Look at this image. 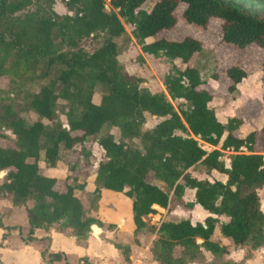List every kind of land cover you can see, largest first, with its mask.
<instances>
[{"label":"trees","instance_id":"trees-1","mask_svg":"<svg viewBox=\"0 0 264 264\" xmlns=\"http://www.w3.org/2000/svg\"><path fill=\"white\" fill-rule=\"evenodd\" d=\"M55 1L0 0V77L10 72L22 77L39 69L40 79L52 77L27 103L40 120L29 123L20 116L21 109L0 106V129L14 136L13 146L0 145V173L5 172L0 197L25 207L26 241L37 229L47 232L54 228L85 242L92 225H104L91 211L97 208L102 191L108 190L130 200L134 234L149 229L157 235L149 248L156 264L198 263L203 251L222 256L226 248L212 240L216 225L235 246L246 247L239 263L249 259L252 251L264 247V211L257 192L264 186V122L260 129L242 136L238 130L245 118L218 120L210 106L214 97L209 85L197 68L188 65L203 50L201 41L192 36L181 40L155 37L175 26V10L183 3L187 23L206 27L212 18H218L225 44L238 49L251 45L264 48V12L225 0H156L150 10L142 8L148 0H111L113 8L109 10L104 0H59L70 12L60 15L52 8ZM42 2L46 7H41ZM124 23L132 26L141 52L173 62L162 81L166 93L140 87L142 80L128 75L119 63L115 38L125 33ZM99 33L102 44L93 52L79 47L80 40ZM178 60L184 68L175 65ZM261 66L264 103V59ZM225 74L231 94L248 72L235 65ZM211 78L217 79L216 73ZM97 85L103 94L99 103H94ZM59 99L68 105L64 113L67 126L58 118ZM146 114L161 120L143 129ZM104 127L118 128L122 140L117 142L109 131L100 135ZM90 138L103 149L104 158L97 164L93 198L85 208L76 195L85 183L74 178L60 191L56 189L58 178L43 174L38 161L43 154L46 165L55 167L61 147L72 149ZM198 141L215 148L207 151ZM226 151L231 153L229 166L221 159ZM197 164L224 174L226 181L193 177L188 170ZM150 176L163 186L150 181ZM186 188L194 190V201L185 203L186 208L197 204L228 220L207 216L202 223L179 219L148 226L144 217L156 213L153 206L167 209L173 198H182ZM29 201L32 204L27 206ZM0 228L5 238L9 230L18 227L0 221ZM113 245L128 261L129 247ZM176 247L181 248L179 256L173 254ZM41 254L48 263L61 259L57 253Z\"/></svg>","mask_w":264,"mask_h":264},{"label":"rangeland","instance_id":"rangeland-1","mask_svg":"<svg viewBox=\"0 0 264 264\" xmlns=\"http://www.w3.org/2000/svg\"><path fill=\"white\" fill-rule=\"evenodd\" d=\"M156 0H148L143 5V9L150 10L151 6ZM234 4H238L244 8H248L260 13L264 12V0H225ZM106 9L109 10L112 7L111 0H104ZM41 7H46V4L42 2ZM186 5L180 3L176 10L175 16L177 22L174 27L161 31L155 39L166 38L168 40H181L186 36H192L203 45V50L192 57L188 62L189 66L197 68L203 79L206 80L210 89H212L215 102L210 104L211 107L218 109V118L225 121L229 115H232L236 110V115L249 120L251 117H255L261 108V90H262V61L264 59V48H260L256 45L248 46L244 49H238L234 46L225 44L222 41L221 23L222 20L218 18H212L206 27H199L189 24L183 18V11ZM53 10L64 15L70 13L67 11L64 4L56 0L53 4ZM37 9V5L31 8L32 11ZM117 12V10L115 9ZM125 33L115 38V42L118 48L117 59L122 65L124 71L132 76L140 78L142 81L140 87L148 89L151 93H166L163 86V78L170 70L173 62L165 58L164 56L154 57L146 53L141 52L140 46L137 44L132 36V26L124 23ZM103 40L102 34L90 35L85 37L79 42V47L87 51L93 52L95 49L101 46ZM8 65V64H7ZM180 68H184L185 65L179 60L175 62ZM240 65L246 69L248 75L237 86V90L234 93H229L227 87L230 82L226 77L225 71L230 66ZM41 69L34 73H26L22 77L10 72L5 76L0 77V106L2 104H10L14 108L21 109L20 116L27 122L33 123L40 120V118L31 110L27 108L29 97L32 93H35L39 88L48 84L52 77L46 79H40L38 77ZM217 75V79H212L213 74ZM103 94V89L100 85L96 86L95 92L92 97L94 103H99ZM238 108V110H237ZM68 110L67 102L63 99H59L57 103L58 118L64 126L66 124V117L64 113ZM146 121L143 125V129L152 128L161 118L152 117L149 114L145 115ZM262 117H264V110ZM261 119L255 121L251 126L242 128V134L245 135L249 129L259 128ZM46 123L45 120H42ZM112 133L114 139L119 142L122 140L118 128L104 127L100 135L107 132ZM0 133H4L0 136V145L9 147L14 145V136L10 131L0 129ZM181 134L180 132H177ZM240 134V132H239ZM130 143L129 140L126 141ZM133 143L139 146L137 139L133 140ZM198 143L207 151H211L213 148L207 146L204 143L198 141ZM230 152H224L221 159L225 162L226 166H229ZM264 155V153H263ZM104 158L103 149L96 143L93 138L85 141L82 144L75 145L72 149L60 148V160L55 167H48L43 161V154L40 157L38 164L43 174L47 176H55L58 178L56 189L64 191L66 183H72L74 178L82 183H85L83 190H77L76 195L79 196L83 202L85 208L89 207L90 200L93 198L92 189L94 187L93 179L98 162ZM189 173L198 179H207L209 181L221 180L222 176L216 172H211L206 169L202 164H197L190 168ZM5 172L0 173V183L2 182ZM68 177V178H66ZM149 180L163 186L162 183L149 177ZM260 197L261 208L264 211V186L258 191ZM192 195L188 191H184V196L181 199L173 198L167 209L156 211L153 215L144 217L148 226H159L164 220H179V219H200V214L191 211L185 207V203L182 199H191ZM122 196L105 195L100 197L97 203L96 209H101L100 215H97V219L109 223L112 220L113 215L117 212V221L130 219V200ZM113 200V203H112ZM126 203V204H125ZM32 203L29 201L27 206ZM96 209L93 212H96ZM92 212V211H91ZM26 211L24 206H14L9 198L0 197V221L2 224L16 223L21 227L25 223ZM108 225V224H107ZM125 233H130V229L126 232V226L123 228ZM27 230H24V237L26 239ZM127 234V235H128ZM154 233L149 229H144L133 236L129 235L126 246L133 245L135 242L140 245L139 237L148 243L153 240ZM215 242L225 245L228 243L229 249H234L233 243L230 240L223 242L220 236L214 238ZM116 241H118L116 239ZM119 243L121 240L118 241ZM122 243V242H121ZM128 243V244H127ZM141 246V245H140ZM145 248V246H141ZM242 250H238V253H243L246 247H241ZM130 249V248H129ZM239 249V248H238ZM181 252L180 247H176L173 251L174 256H179ZM264 253V252H263ZM219 258V259H218ZM224 259L220 257H214L212 254L204 253L203 259L198 262L199 264H209L211 261L219 262Z\"/></svg>","mask_w":264,"mask_h":264},{"label":"crops","instance_id":"crops-1","mask_svg":"<svg viewBox=\"0 0 264 264\" xmlns=\"http://www.w3.org/2000/svg\"><path fill=\"white\" fill-rule=\"evenodd\" d=\"M210 90L212 92V89ZM215 98H213L210 104L215 102ZM259 99L262 103L260 105L261 110L259 111L256 117L244 121V123L240 126L238 132H240L242 136H245L248 132L252 130L260 129L261 125L264 122V117H262L264 110V103L262 102V90H261V97ZM214 109L216 111V116L218 118V114H219L218 109L217 108ZM233 116H238L236 115V110L232 115H229L228 118ZM261 117H262V121L259 128H253V129L251 128L245 135L241 133L242 128H247L251 126L255 121L261 119ZM218 120L220 119L218 118ZM220 121L225 122L222 120ZM212 148L214 149L215 147ZM210 171L216 172L217 174L221 175L222 179L220 181L222 182L226 181V176L224 174L218 173L215 170H210ZM93 183H94V179H93ZM262 188L258 189V191H260ZM185 191L190 192L192 194L190 195L192 196V198L189 200L182 199L184 203L193 202L194 190L186 188ZM106 194L111 196L118 195L124 197L121 194L108 190H103L101 193V197H104ZM153 208L156 211L163 210V208L157 205H154ZM188 209L200 214L201 216L200 219H196L194 221L189 219L192 224H195L197 222L202 223L207 216L216 217L220 222H226L228 220V218L225 216H216L208 213L197 204H195L192 208H188ZM100 211L101 209L98 208L96 209V212L92 211L91 215L97 217V215H100ZM117 214L118 213L116 212L113 215V218L112 220H110L109 223L102 221L104 223L103 226L92 225L88 238L86 239L85 242H81V243L78 242L76 238L69 235L68 232H58L54 228L50 229L47 232L42 229H37L34 231L33 238L31 240L26 241V239L21 238L24 237L23 235L24 230L28 231L29 229L26 217H25V223L23 226L21 225V227H19V225H17L16 223L4 224L8 226H15L18 228L9 230L5 238H2V233L4 231L0 228V264H156L153 261L149 250L152 241L157 237L156 234H154L152 241L151 240L148 241L147 245L144 242V240L139 237L140 245L143 247L145 246V248H142L136 242L132 246L129 245L128 247L130 248L129 249L130 255L128 261L125 260L121 251L114 247L113 245L114 242L119 243L118 241L121 240L122 243L120 242L119 244L126 245L125 242H128V238H129L128 236L129 235L133 236L132 216L130 215V219L128 220L121 219L120 221H117ZM149 215L151 216L153 214H149ZM107 224L108 225L111 224L112 227L108 228ZM125 226H126V232L128 231V228L130 229L129 234L122 231L124 230L123 228H125ZM216 236H220L223 242H226V240H230L229 238L221 235L219 231V225H216V228L212 235V240L214 242H215L214 238ZM116 239L118 241H116ZM227 244L228 243H225V245L219 244L220 246L225 247L227 250L225 253L222 254V256H220V258L224 256V259H222L220 263L226 261H233L234 264H264V253H263L264 247L252 251L251 257L249 259L245 260L242 263H239L243 257L244 252L238 253V250H242V248L240 246H235L233 244L234 249H229V246ZM42 251H46L47 253H57L61 256V259L55 260L52 263H48L46 259L42 257L41 254ZM204 253H209L211 255V253L208 251H203V255ZM191 264H199V263L196 262Z\"/></svg>","mask_w":264,"mask_h":264},{"label":"water","instance_id":"water-1","mask_svg":"<svg viewBox=\"0 0 264 264\" xmlns=\"http://www.w3.org/2000/svg\"><path fill=\"white\" fill-rule=\"evenodd\" d=\"M105 8H106V6H105ZM202 241L199 239V240H197V243H201Z\"/></svg>","mask_w":264,"mask_h":264}]
</instances>
